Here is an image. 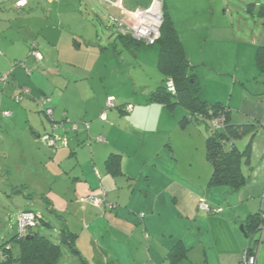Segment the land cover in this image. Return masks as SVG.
Returning a JSON list of instances; mask_svg holds the SVG:
<instances>
[{"label":"crops","instance_id":"0c3cea01","mask_svg":"<svg viewBox=\"0 0 264 264\" xmlns=\"http://www.w3.org/2000/svg\"><path fill=\"white\" fill-rule=\"evenodd\" d=\"M19 1L23 0H0V76L11 74L0 96V133L16 135L20 143L30 142L32 154L47 161L35 184H21L34 196L48 194L50 212L55 211L51 194H62L59 209L66 216L59 221L57 245H65L63 230L74 236L78 252L74 264H90L89 260L94 264H239L249 245L239 228L249 216L264 213V194L209 189L211 168L205 159L203 131L191 123L181 128L178 120L184 115L165 110L151 98L159 109L155 117L161 130L159 138L145 146L134 126L142 105L126 104L125 99L108 94L106 68L90 63L100 57L96 48L104 45L96 43L100 37L94 23L102 27L98 8L108 16L115 11L118 16H112L117 19L121 12L96 0H25L27 5L17 9ZM109 1L120 2L128 12L151 6V0ZM161 6L191 70H204L223 82L216 88H225L226 96L219 92L220 99L206 103L220 104L232 124L255 126L252 155H261L263 162L264 64L257 61V53L264 50V0H161ZM34 45L40 60L30 56ZM136 64L129 70L130 77L137 76L133 71L147 73L146 65ZM196 80L200 84L201 78ZM79 83L86 85L83 90ZM23 86L30 95L16 105L12 98ZM152 88V84L145 87L149 90L145 97L155 92ZM39 97L51 99L52 119L58 124L55 134L68 140L67 147L37 149L36 140L51 132V123L39 110ZM74 97L81 102L79 108L73 104ZM109 98L115 106L105 110ZM127 105L129 112L124 111ZM4 111L11 117L3 118ZM102 114L105 121L100 119ZM64 119L88 122V132L79 127L72 131L62 123ZM0 144L5 141L0 139ZM112 155L118 156L116 174L106 166ZM102 191L111 205L107 209L78 200ZM20 204L17 217L38 206L24 198ZM202 204L210 211H204ZM217 209L221 212L213 214ZM41 224L52 227L50 221ZM259 235L257 264H264V229ZM11 250L13 255L18 252Z\"/></svg>","mask_w":264,"mask_h":264},{"label":"rangeland","instance_id":"374dc122","mask_svg":"<svg viewBox=\"0 0 264 264\" xmlns=\"http://www.w3.org/2000/svg\"><path fill=\"white\" fill-rule=\"evenodd\" d=\"M97 6L95 5V7ZM98 10V14L102 20V27L96 22L94 23L96 27H98L100 37L98 39L99 41L96 43L102 42L104 45L96 48L97 52L100 54V57L95 58L94 60L90 61V63H99L101 68H106V70L103 72L107 74L106 88H108L110 91V93L107 92L108 94L114 95V98L118 100L125 99L126 104H131L136 107L138 105H142L143 109L140 111L134 126L136 127V133H141L138 135L143 138V142L145 143V146H147L150 141L157 140L159 138L157 132H160L161 130L160 126L157 128L158 120L155 117L158 114L159 109L157 105L153 106V104H151V93L146 97L144 95V93L149 91L146 90L145 87H148V85L152 84V87L154 88H152L153 90L151 91L153 93L162 83L161 75L157 70L159 47L157 45L153 47H134L132 45L124 46L123 41L118 37L114 27L110 26L108 20L109 12L100 8H98ZM110 13L114 16H118L115 11H110ZM86 46H88V44ZM92 46H97V44ZM100 48L105 50H100ZM138 61L147 66V73L145 75H139L137 71H133V74L135 73L134 75L137 76L135 78L130 77L129 70L131 67L137 68L138 65L136 63ZM191 75L195 78H201L200 84H198L200 87L198 98L201 102L210 101V99L211 101L218 99L219 92L223 96H226L225 88H221V90L216 88L219 85H222L223 82L215 78L212 73H208L204 70L201 71L194 69L191 71ZM70 81H72V79ZM205 82H207L208 85H205ZM60 85L61 91L63 92L65 82L62 81ZM78 86L83 90L86 85L79 83ZM121 96H123V98H121ZM133 96H136L135 102L133 101ZM144 99H147V102H145ZM53 100H55V98H53ZM72 101L77 108L80 107L81 102H79V99L74 97L72 98ZM215 104V102H211L210 105ZM183 108L184 107L182 106L175 105L172 110L175 109L173 112H176L177 114L182 113L184 116H186L187 112ZM39 110L41 109L39 108ZM111 112H114V110ZM111 112L107 111L106 113L107 115H110ZM182 118L183 117H180L178 122ZM68 121L78 124L80 130L85 133V125L83 124V121ZM159 121H161V125H163L162 119ZM86 123L89 124L88 122ZM206 123L207 122L205 120L199 119V121L194 124L196 127L200 128L201 131H203L205 139L207 135ZM66 127L71 129L72 125L66 124ZM208 131H212V128L209 127ZM5 133H0V139L5 141V145L0 144V246L5 243L12 245V247L14 246L12 239L18 234V226L16 225L18 221L16 215L21 209L20 203L22 202L23 198L25 200L29 199V201L35 200V202L38 203V206L35 208H30L29 210L35 214L39 213L42 219L44 218L43 222L48 223L50 221L52 224L50 229H45L46 227L41 224V226L38 227V230L42 235L48 236L54 244H57L59 237L57 234L59 230V221L61 220V217L65 219L66 216L65 213H60L61 208L59 209V200H61L62 194H51V197L55 200V204H53L55 205V211L50 212L47 210L48 204H51V202L48 203L46 200V195L48 194H44L45 196H34L31 193L25 192L26 190L21 184L23 181H30L35 184L37 174H44L42 169L44 168V164H46L47 161L45 162L43 159L39 160L38 156L32 154V145L30 142H17L15 141V138H17L16 135H8ZM249 142H251L250 167L244 165L242 166V173L247 179L246 184L239 191L234 193H230L227 189L223 188L227 194H241L243 192L248 193L249 190H251L250 194H264V161H260L261 155H258L257 157L252 155V140L250 139V135L234 141V145L238 150L242 151ZM36 147L37 149L46 148V146L40 140H36ZM27 148H30V150L28 151ZM9 153L10 156L8 159H4L5 155H8ZM208 171L210 173V168ZM252 179L254 183H251ZM47 184L49 185V183ZM23 194H27V196L23 197ZM51 197L49 196L48 199L52 201ZM79 199L80 197L78 200ZM46 203L48 204L46 205ZM41 204H44L45 208L44 206L41 208ZM258 235L259 233L256 236L258 237ZM5 250L7 249L5 248ZM61 252V259L58 264H74V262H72V258L77 260V257L72 252L71 247L62 245ZM89 261L90 264H94L91 262V260ZM78 263L79 262H77V264Z\"/></svg>","mask_w":264,"mask_h":264},{"label":"trees","instance_id":"16d2710c","mask_svg":"<svg viewBox=\"0 0 264 264\" xmlns=\"http://www.w3.org/2000/svg\"><path fill=\"white\" fill-rule=\"evenodd\" d=\"M24 7L17 9H23ZM110 25L116 30L112 23H110ZM159 33V38L153 45L146 44L143 41L134 40L127 35L123 36L119 33L117 34L118 37L123 41L124 46L132 45L134 47H153L157 45L159 47L157 66L162 77V83L152 94L151 101L163 105L170 112L175 105L184 107L187 115L179 121V126L181 128L190 123L195 124L199 121V119L205 120L207 122L205 159L211 168V175L207 183V187L209 189L223 187L226 188L230 193L237 192L245 186L247 181L242 173V166L244 165L250 167L251 142L247 144L244 150L240 151L234 145V141H237L247 135H250V139L252 140L257 129L254 125L232 124L227 117L226 110L220 106V104L210 105L199 100L198 92L200 87L196 78L190 74L192 68L189 67V63L184 55L181 42L173 27V24L164 12L163 22L161 24ZM33 52H37L35 45L34 47H31L30 51V56L35 58L32 54ZM257 61H259L261 64H264L262 62L264 61L263 49L258 51ZM261 66L263 67L264 65ZM8 82L9 80L7 81L6 85ZM167 82L173 83L175 89L174 94L167 92ZM6 85H2L0 83V96L2 95ZM22 88L26 87H20L19 92L12 98L13 103H16V105H19L24 99L28 98L22 97L18 102L14 100L17 96L21 95L20 92ZM109 99H107V101ZM106 103L104 106L105 110L111 109L115 106L112 101V106L107 108ZM127 106L124 108V111L126 112H128ZM40 112L51 123V125H56L53 119L50 120L47 118L46 114H44L42 110H40ZM1 116L3 118L11 117H4L3 112H1ZM218 117L223 118V123L212 126L210 121ZM62 123L72 125L71 129L74 132L78 128V124L69 122L68 119H64ZM83 124L85 125V132H88V124L86 122ZM209 127L212 128V131H208ZM260 128H264V124H262ZM46 134H50V132ZM66 141L68 145V140L66 139ZM98 142L100 141L98 140ZM87 144L89 145L90 142L87 141ZM57 147L62 146L58 144L54 148ZM117 158L118 156L112 155L106 161L107 169L114 174L119 173V168H115ZM104 195V201L108 204V206H103V209H107L108 207H111V205L107 201V194L105 193ZM95 196H100V194H96ZM35 215L38 216L37 214ZM42 220L43 219L40 218V224L42 223ZM261 223H264V213L261 212L256 215L249 216L243 225L246 236L251 238V236L255 235V233L258 232V227ZM39 226L40 225H37L35 228H28L24 237L19 238V235L17 234L12 239L13 245L15 246L10 248L8 243L1 245L0 256L2 257H0V264H58L62 255L61 247L57 244H54L47 236L42 235L38 230ZM63 235L65 245L71 247L73 253L78 254L74 247V236L68 232H65L64 230ZM5 248L7 250H5ZM13 248H16L18 251L16 255H13L12 253L11 249ZM81 264L87 263L82 261Z\"/></svg>","mask_w":264,"mask_h":264},{"label":"built area","instance_id":"2783aa9c","mask_svg":"<svg viewBox=\"0 0 264 264\" xmlns=\"http://www.w3.org/2000/svg\"><path fill=\"white\" fill-rule=\"evenodd\" d=\"M49 3L56 1V0H47ZM99 3H107L110 7H114L121 12V16L119 19L113 17L109 14V21L112 23L117 33L120 35H127L137 41H143L146 44L153 45L159 38V30L161 24L163 22V11L161 6V0H151V6L147 10H137L135 12H128L125 11L120 2H110L109 0H96ZM27 5V1H19L15 4L16 8H22ZM35 59L40 60V55L38 52L32 53ZM10 73H6L3 76H0V83L2 85H6L7 81L9 80ZM166 90L168 93H175V89L172 82L166 83ZM21 95L17 96L16 102L20 101L21 98L29 97L30 91L27 88H22ZM51 99L49 97H41L38 99L37 103L41 110L46 114V117L52 120V106H51ZM112 99H109L106 103V107L112 106ZM131 110V106L127 107V111ZM4 117H10V112H3ZM102 121L106 120L105 114L100 116ZM223 118L218 117L210 121L212 126L220 125L223 123ZM57 130V125H51V132L50 134H44L40 140L41 142L50 148L56 147L58 144L61 146L66 147L67 141L66 138L58 136L55 134ZM102 142V138L98 139ZM104 191L101 192L100 196H95L94 194H88L86 197H82L79 199V202L89 204L93 207H97L103 209V206H108V204L104 201ZM204 211L209 212V208L201 205ZM221 209H217L212 211L213 214L220 213ZM17 225H18V235L19 238L24 237L26 235V230L28 228H35L40 223V217L36 216L31 212H22L17 217ZM264 229V223H261L258 227V232L255 235L251 236L249 239V245L245 249L242 254L241 260L239 264H257V253L258 247L260 243V235L257 237L256 235Z\"/></svg>","mask_w":264,"mask_h":264},{"label":"water","instance_id":"95a60500","mask_svg":"<svg viewBox=\"0 0 264 264\" xmlns=\"http://www.w3.org/2000/svg\"><path fill=\"white\" fill-rule=\"evenodd\" d=\"M239 230H240V232H242L243 234L246 235V233H245V231H244V229H243V226H240ZM247 238H249V237H247Z\"/></svg>","mask_w":264,"mask_h":264}]
</instances>
